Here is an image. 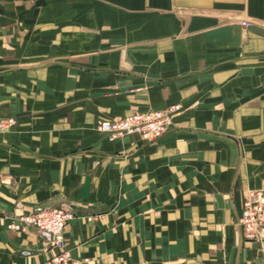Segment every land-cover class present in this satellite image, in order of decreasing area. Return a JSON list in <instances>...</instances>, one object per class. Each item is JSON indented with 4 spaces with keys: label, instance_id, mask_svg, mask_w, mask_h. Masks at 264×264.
Masks as SVG:
<instances>
[{
    "label": "crops",
    "instance_id": "1",
    "mask_svg": "<svg viewBox=\"0 0 264 264\" xmlns=\"http://www.w3.org/2000/svg\"><path fill=\"white\" fill-rule=\"evenodd\" d=\"M176 103L155 140L95 127L106 105ZM7 117L0 264H44L48 237L7 223L64 203L66 247L91 264H264L238 223L264 186V0H0Z\"/></svg>",
    "mask_w": 264,
    "mask_h": 264
},
{
    "label": "built area",
    "instance_id": "2",
    "mask_svg": "<svg viewBox=\"0 0 264 264\" xmlns=\"http://www.w3.org/2000/svg\"><path fill=\"white\" fill-rule=\"evenodd\" d=\"M180 107L177 104L163 110L136 111L119 118L105 119L100 123L99 129L113 139L135 132L144 138H151L166 128V124ZM12 121L10 119L9 122ZM4 125L5 123H0V129ZM74 217V212L63 205L38 206L13 218L7 223V227L22 231L34 227L41 235H46L49 241L63 248L65 227ZM240 224L247 238H264V186L250 188L244 193ZM84 263L82 260H72L64 248L46 262V264Z\"/></svg>",
    "mask_w": 264,
    "mask_h": 264
},
{
    "label": "rangeland",
    "instance_id": "3",
    "mask_svg": "<svg viewBox=\"0 0 264 264\" xmlns=\"http://www.w3.org/2000/svg\"><path fill=\"white\" fill-rule=\"evenodd\" d=\"M97 42H98V40H97ZM59 89V88H58ZM61 89V88H60ZM71 88H63V92H64V95H73V94H77L78 92H80V90H82L81 88H73V89H75V90H70ZM111 89H113V91H111L110 93H111V95H114L117 91H116V89H118V88H111ZM141 89H143V87H132V88H128L127 90H126V93H128V94H133V93H135L136 91H139V90H141ZM107 91V90H106ZM103 92V93H101L100 95H96L97 96V101H98V103H99V97H102V98H106V96H108L109 97V91L108 92ZM50 93V92H49ZM31 94H33V95H31L30 97L31 98H33L34 97V95L35 94H39V89L38 88H32V90H31ZM51 94H52V92H51ZM53 95L55 96V93H53ZM60 95V94H59ZM52 99H54V98H52ZM53 103H57V102H53ZM98 103H97V106H98ZM177 104H179L181 107H180V109L174 114V116L171 118V120H169L168 121V123L166 124V128L160 133V134H158V135H155L154 137H151V138H144V137H142L141 136V134H139V133H137V132H135V134H139L142 138H144V139H148V140H155V139H158L160 136H162L171 126H173V124H174V119H175V116L183 109V106H182V104H180V103H176V104H172V105H177ZM49 105H51L50 103H49ZM66 105V104H65ZM172 105H169V106H166V107H163V108H155V107H153V108H149V109H147V110H144V111H150V110H155V109H166V108H168V107H170V106H172ZM101 106H102V104H101ZM103 107V106H102ZM119 108H120V106L119 105H117V104H113L112 105V108H110L111 110H108L109 108H107V105H106V111H101V110H99V108H97V110H96V113H97V115H99L98 116V118H96V122H95V127L99 130V131H101L100 129H99V125H100V123L103 121V120H105V119H115V118H119V117H122V116H125V115H128V114H130V113H133V112H136V111H142L141 109H139L138 108V106H136V105H134L133 107H131L127 112H120L119 111ZM10 119L11 120H13L12 122H9L10 121ZM15 122H16V119H15V117H7V118H2L1 120H0V123H5V125H4V127H2L1 129H0V131H5V130H8L9 128H11V126L12 125H14L15 124ZM103 132V131H102ZM108 134V133H107ZM130 134H134V133H130ZM109 135V134H108ZM127 135V134H126ZM123 136H125V135H123ZM110 137V136H109ZM120 137H122V136H120ZM120 137H117V138H120ZM244 137H246V136H244ZM117 138H114V139H117ZM111 139H113V138H111ZM245 141V144H247L246 143V140H244ZM245 154H246V152H245ZM251 187H247V188H245L244 189V191H243V197H244V193L248 190V189H250ZM258 188V187H257ZM63 206H65V207H67L68 209H70V210H72L73 212H74V215H75V217L74 218H76V216H77V214H76V212H75V209L73 208V207H71L70 205H68V204H62ZM59 206H61V205H59ZM22 213H24V212H21V213H19V214H17V216H15V218L16 217H18L20 214H22ZM241 216V215H240ZM73 218V219H74ZM72 219V220H73ZM70 222V221H69ZM238 223L240 224V217L238 218ZM241 225V224H240ZM8 228V227H7ZM66 228V227H65ZM9 229V228H8ZM10 230H12V229H10ZM18 231H22V230H18ZM243 231V230H242ZM243 234H244V232H243ZM244 236H245V234H244ZM64 237H65V230H64ZM245 239H247V240H252V241H255V242H258L259 243V245H260V247H261V249L262 250H264V238H247L246 236H245ZM50 243V245L52 246V247H54L55 248V252L53 253V255L46 261V262H48L55 254H57L58 252H60L63 248L66 250V252H68L69 253V256H70V258L72 259V260H82V261H84L85 263L84 264H91L92 263V258L91 257H89V256H84V257H82V258H75V257H73L72 256V254H71V252H70V250L66 247V238H65V240H64V245H63V248L62 247H60V246H58V245H56V244H54V243H52L51 241H49ZM46 262L44 263V264H46Z\"/></svg>",
    "mask_w": 264,
    "mask_h": 264
}]
</instances>
